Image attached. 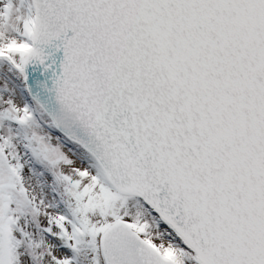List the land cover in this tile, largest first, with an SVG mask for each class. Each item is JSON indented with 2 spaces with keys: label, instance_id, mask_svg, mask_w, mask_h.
Wrapping results in <instances>:
<instances>
[{
  "label": "snow or ice",
  "instance_id": "snow-or-ice-1",
  "mask_svg": "<svg viewBox=\"0 0 264 264\" xmlns=\"http://www.w3.org/2000/svg\"><path fill=\"white\" fill-rule=\"evenodd\" d=\"M0 264H264V0H0Z\"/></svg>",
  "mask_w": 264,
  "mask_h": 264
}]
</instances>
